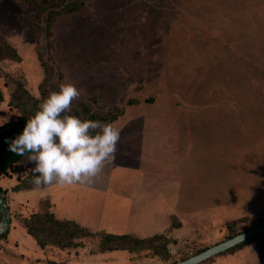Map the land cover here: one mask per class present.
Listing matches in <instances>:
<instances>
[{"label":"rangeland","instance_id":"374dc122","mask_svg":"<svg viewBox=\"0 0 264 264\" xmlns=\"http://www.w3.org/2000/svg\"><path fill=\"white\" fill-rule=\"evenodd\" d=\"M76 1L81 9L54 21L48 46L30 25L35 2L0 0V43L20 57L0 61V125L38 110L37 98L50 92L46 83L39 86L44 70L51 79L60 76L58 85L80 90L67 114L84 120L121 111L102 122L120 129L115 160L84 186L101 190L95 209L89 207L99 219L79 217L80 223L67 210L66 221L92 236L74 239V247L41 248L24 232L30 211L14 206L18 224L12 221L0 237V264H171L263 222L264 0ZM8 165L14 178L35 167L24 156ZM132 192L155 199L154 207L142 199L132 204ZM77 194L72 206L83 215L89 201ZM52 205L45 196L39 212ZM129 211L123 221L130 232L143 237L163 229L166 260L164 248L159 255L146 246L99 251L101 233L119 234L116 226ZM16 231L25 236L15 238ZM255 250L246 245L199 264H258Z\"/></svg>","mask_w":264,"mask_h":264},{"label":"clouds","instance_id":"9594fccd","mask_svg":"<svg viewBox=\"0 0 264 264\" xmlns=\"http://www.w3.org/2000/svg\"><path fill=\"white\" fill-rule=\"evenodd\" d=\"M40 100L22 132L10 142L9 151L27 155L35 167L30 183L36 189L51 185H91L101 170L115 160L120 129L112 123L69 115L80 90L61 83Z\"/></svg>","mask_w":264,"mask_h":264},{"label":"trees","instance_id":"16d2710c","mask_svg":"<svg viewBox=\"0 0 264 264\" xmlns=\"http://www.w3.org/2000/svg\"><path fill=\"white\" fill-rule=\"evenodd\" d=\"M25 3L35 2V11L33 14V19L30 22L33 28L34 35H37V31L46 36L47 44L50 45L48 39L50 37V28L54 21L58 19L63 14L75 13L81 9L82 4L76 0H21ZM40 20L44 23L43 27L39 26ZM38 21V22H35ZM42 36V35H41ZM20 57L14 47L6 42L0 43V61H19ZM43 65V64H42ZM45 76L43 81L39 84L40 88L46 83L48 90L58 91V79H51L48 77V73L44 70ZM18 88V87H17ZM42 94H45L43 92ZM3 97L0 91V102H2ZM36 101V99H34ZM35 111H27L22 115L17 117L16 122L13 125H1L0 126V177L7 175L8 164L15 162L20 159L21 156L9 151V144L14 140L23 130L27 119L34 115ZM122 112L117 109L109 110L104 115L90 114L88 119L98 120L100 122H112L114 121ZM13 154L7 159H3L1 154L6 153ZM31 173L27 175L24 179H21L17 185H15L12 190L18 191L22 189H31L34 186L30 183ZM0 192L5 195V190L0 188ZM264 223H258L253 225V227ZM23 225L27 234H29L35 240V243L39 247H44L46 244H54L60 248H69L77 246L78 243L74 239L78 237L92 236V233L88 232L83 227L78 226L74 222L66 220H58L50 211L45 212H32L25 219H23ZM71 225L72 228H69ZM246 230L242 231L245 232ZM242 232L232 234L227 237V239L234 237ZM2 235L1 237H3ZM163 240V243L154 245L152 242ZM226 239V240H227ZM166 239L162 234H154L147 237H140L134 234H115V233H101L98 246L100 252H112L116 250H126L128 252L137 251L143 247H149L153 250L155 254H161L164 248V254L162 259L166 260L168 258V251L166 250ZM79 245V244H78ZM246 245L256 246V255L258 259V264H264V232L260 233L247 241H244L235 247L227 250L234 251L238 250ZM207 249V248H206ZM204 249V250H206ZM162 250V251H161ZM203 250V251H204ZM202 252V251H201ZM200 253V252H199ZM186 259V258H185ZM184 260V259H183ZM48 264H60L54 261H49ZM173 264V263H171Z\"/></svg>","mask_w":264,"mask_h":264},{"label":"crops","instance_id":"0c3cea01","mask_svg":"<svg viewBox=\"0 0 264 264\" xmlns=\"http://www.w3.org/2000/svg\"><path fill=\"white\" fill-rule=\"evenodd\" d=\"M26 157L27 156H24V158H26ZM11 173H14V172L12 170H8L7 175H3L4 178H3V176L0 177V188L2 190H5V192H6L5 193L6 194V198L5 199H6L7 207H8V210H9V216H10V226H9V228L11 227V225H13L15 223L18 224L17 216H16V214H13L14 212L12 211L13 210L12 208H14V206L17 209L22 207L21 208L22 210L30 211L29 214L32 213V212H39L41 209H39V207H38V201L41 200V199H44V197L48 196V195L50 196L51 202H53L55 204V206L54 205L51 206L50 212L58 220H67L68 218L71 217V215H69L67 213V210L71 214H73L75 216H78L77 221L80 222V223L82 222V220H80V218H85V220H87L89 223L92 222V219H94V217H95L96 220L99 219L94 214L93 215L91 214V212L89 211V207L91 208L92 205H95V203H94V202H96L95 195H96V193H99L101 191L100 190L101 187H93V188H97L98 190H100L99 192L92 190L91 187H84V186L83 187H76L74 185H71L69 187H68V185L63 186V187H60V186H57V185H51V186L44 187V188H41V189L31 188V189H22V190H18V191H13L12 188L15 185H17L21 179H24L31 172H29L28 174L23 175V177L15 176L16 180L14 178V175L11 174ZM5 178H7V179L4 180ZM76 191L78 192L77 195H78L79 198H83V199L89 201V203H88L89 206L87 205L88 207L86 208V210H88L89 213H88V211L84 212L85 208L83 210V215L78 214L77 212H74L75 208H74V206H72V202L71 201H72ZM147 191H148V189H147ZM152 191H154V189L151 188L150 192H152ZM141 193H143V192H141ZM130 194H131V196L127 200H131L132 204L135 205V204H137V202L140 201V199H142V200H144V202H148V203L151 202L149 204L150 205L152 204L151 206L154 207L155 199H152V198L148 199L147 195L145 196V199H144L143 198L144 196H141V197L135 196L136 193H134V192H132ZM92 195H93V197H92ZM108 201H109V203L111 202L110 198L109 199L105 198L104 205L107 203L106 206H108ZM128 205H129V202H128ZM31 206L32 207L35 206L34 210H32V211L30 210V209H33V208H30ZM103 208L104 207H102L100 209L101 212H104L103 214H105V213L108 214V215L110 214L111 217L114 216L116 219L120 220V215H118L117 212L113 213L112 210L109 211V212H105V211H102ZM92 209H95V208L92 206ZM18 212H20V211H18ZM85 213H87L88 215H85ZM129 214H130V211H129V213L126 216H125V214H123L120 224L118 223L116 227H121L122 228V229H119L121 231V232H119V234H125L126 233V234H134V235L138 236L139 234H135V233L130 232L128 230L130 228H127L126 225L124 224V222L127 219L131 218L129 216ZM87 216H89V217H87ZM100 217H101V215H100ZM123 219H125V221H123ZM12 221L15 222V223H13ZM21 227L24 228L23 226H21ZM162 230L163 229L158 230L157 234H161L160 232ZM16 232L17 233L14 236H16L15 238L19 239V237H21V235H19V233L22 232V234H23V231H16ZM24 232H26V230ZM116 233H117V231H116ZM26 234H27V232H26ZM142 234H144V233H142ZM18 235H19V237H18ZM23 236H25V234H23ZM27 236H30V235L27 234ZM148 236H151V235H148ZM143 237H147V236H143ZM28 243H30V242L28 241Z\"/></svg>","mask_w":264,"mask_h":264},{"label":"water","instance_id":"95a60500","mask_svg":"<svg viewBox=\"0 0 264 264\" xmlns=\"http://www.w3.org/2000/svg\"><path fill=\"white\" fill-rule=\"evenodd\" d=\"M10 226V216L9 210L7 207L6 199L4 195L0 192V237L5 234ZM264 232V223L252 227L245 232H242L238 235H235L232 238H229L217 245L207 248L206 250L190 256L182 261H178L173 264H199L208 258L220 254L224 251H227L236 245L247 241L248 239Z\"/></svg>","mask_w":264,"mask_h":264}]
</instances>
